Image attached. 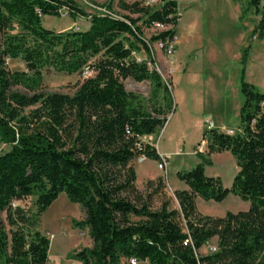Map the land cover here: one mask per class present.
I'll return each instance as SVG.
<instances>
[{
	"label": "trees",
	"instance_id": "16d2710c",
	"mask_svg": "<svg viewBox=\"0 0 264 264\" xmlns=\"http://www.w3.org/2000/svg\"><path fill=\"white\" fill-rule=\"evenodd\" d=\"M262 1L247 0L243 16L262 15ZM105 8L110 13L88 14L76 0H0V138L9 147L0 155V264L49 263L51 241L37 226L63 193L83 209L85 219L74 225L87 228L93 241L71 255L82 264H264V93L244 79L250 48L241 58L239 132H206L207 153L198 155L196 167L177 174L187 186L174 192L178 208L171 199L154 208L166 182L159 178L138 189L133 163L141 157L162 161L144 138L165 127L175 103L155 68L152 45L167 53L175 42L178 2L161 0L153 7L119 0L124 14L114 12L113 3ZM63 14L90 26L45 28V17ZM155 24L164 29L147 39L145 30ZM257 32L263 40L264 20ZM141 53L146 61L136 57ZM10 60H20L25 70H9ZM53 73L88 75L72 95L38 93L44 76ZM129 79L148 82L149 96L128 92ZM223 152L238 168L229 189L206 175L211 156ZM231 194L249 209L224 217L198 212L197 199L222 203ZM32 197L35 215L16 205ZM214 240L216 252L201 254Z\"/></svg>",
	"mask_w": 264,
	"mask_h": 264
},
{
	"label": "rangeland",
	"instance_id": "374dc122",
	"mask_svg": "<svg viewBox=\"0 0 264 264\" xmlns=\"http://www.w3.org/2000/svg\"><path fill=\"white\" fill-rule=\"evenodd\" d=\"M79 6L88 14L110 13L105 5L113 3L114 12L124 14L119 8V0H76ZM128 3L143 2L146 5L157 7L161 0H125ZM179 25L175 42L167 53L161 44H153L152 49L156 62V69L168 82L172 89L175 108L168 117L163 131L156 135V145L161 150L174 153L168 159L164 169L162 163L154 161L148 166V159L136 160L133 165L138 174V186L145 191L149 177L154 182L163 178L166 190L153 199V207L159 208L161 204L171 199L172 208H178L170 182H178L176 172H186L196 167L199 154L208 151L206 121L215 123L218 129L240 130V110L244 104L241 92L242 71L241 58L243 51L250 48L244 79L253 85L259 92L264 93V39L259 38L257 27L264 20V0L262 1V15L249 12L243 16L247 0H237L229 3L227 0H177ZM136 17V16H135ZM45 28L57 32L72 30H85L89 21L81 19L72 20L67 14L61 17H45ZM162 29L152 28L145 30V36L150 39ZM136 57L139 61H146L141 53ZM11 71H24L25 65L20 60L8 61ZM86 73L84 76H87ZM84 76L64 74H49L44 76L42 88L38 93H61L72 95L78 83ZM128 92L148 97L151 89L148 82L135 83L132 80L125 82ZM15 91L32 95L31 92L17 87ZM29 109L25 114H29ZM227 133V132H224ZM206 139L202 147V141ZM149 140V141H148ZM145 142L153 144L154 139ZM9 150L0 138V155ZM178 152V154L176 153ZM194 157L192 156V154ZM197 157V158H196ZM212 166L206 167V175L220 178L225 188H231L238 168L233 156L228 152L211 156ZM155 188V187H154ZM153 188V189H154ZM153 189L148 190L149 193ZM30 215L37 212L36 198L17 202ZM249 203L235 195H229L222 203L201 201L199 211L204 215L223 216L227 212H240L248 208ZM3 220L6 214L2 215ZM85 219L83 209L69 201L63 193L52 206L40 217L37 229L47 235L51 241L48 264H82L72 260L71 255L86 248L93 247V241L86 228H76L74 222ZM216 246L215 240L201 249V254H208L209 247ZM128 264V263H125Z\"/></svg>",
	"mask_w": 264,
	"mask_h": 264
},
{
	"label": "crops",
	"instance_id": "0c3cea01",
	"mask_svg": "<svg viewBox=\"0 0 264 264\" xmlns=\"http://www.w3.org/2000/svg\"><path fill=\"white\" fill-rule=\"evenodd\" d=\"M197 1H199V0H197ZM227 1H229V3H232L233 4V1L232 0H227ZM233 6H234V4H233ZM89 26H90V24H89ZM89 26L87 27V28H89ZM86 28V29H87ZM222 128H224V127H222ZM164 129V128H163ZM163 129L161 130V132L163 131ZM156 135L157 134H155V135H151V136H147V137H145L144 138V141H146L147 139H154V142H153V144H151V145H153V146H155L156 147V149H157V151H158V153H159V155L162 157V158H164V157H166L168 160V166H169V161H170V157L171 156H173V154L174 153H171V152H168V151H163V150H161V147L160 146H158V144L156 145ZM149 141V140H148ZM177 154H178V152H176ZM192 154V153H191ZM192 156L194 157V155L192 154ZM197 158V157H196ZM147 162L149 163L148 164V166L150 167L151 165H152V163L154 162V161H152V160H147ZM200 163V161H197V164H199ZM179 173V171H177L175 174H176V177H177V174ZM149 179H150V181H153L154 180V178H152V177H149ZM178 179V178H177ZM168 185H169V187L171 188V190H172V194L174 195V192L175 191H182V190H187V186L183 183V182H181L179 179H178V182L176 181V182H170V181H168ZM137 188L138 189H140L139 188V186H138V174H137ZM201 201H203L202 199H197V201H196V205H197V209H198V212L200 213V214H202V215H204L203 213H201L200 211H199V207H198V205L201 203ZM249 209V206H248V208L246 209V210H248ZM246 210H244V211H246ZM226 215V214H225ZM225 215H223V216H221V217H224ZM205 216H211V215H205ZM213 217H219V216H213ZM215 243H216V241H215ZM206 254V253H205Z\"/></svg>",
	"mask_w": 264,
	"mask_h": 264
},
{
	"label": "built area",
	"instance_id": "2783aa9c",
	"mask_svg": "<svg viewBox=\"0 0 264 264\" xmlns=\"http://www.w3.org/2000/svg\"><path fill=\"white\" fill-rule=\"evenodd\" d=\"M154 28H158V29H162V30L164 29V27H163L162 25H160V24H155V25H154ZM169 48H170V47H169ZM168 51H169V50H168ZM206 126H207V132H210V131L216 130V131H218V132H223V133H224V132H227V134L230 135V136L235 135V134H234V131L226 130L225 128L218 129V128L216 127L215 123L212 122V121H206ZM206 142H207L206 139H204V140L202 141V147L205 145ZM144 159H145V157H141V158H139L138 160H139V161H143ZM160 163H162V164L160 165V167H161L162 169H164V166H166V161L162 159V161H161ZM187 243H188V242H186L185 245H187ZM208 249H209V252H211V253L216 252V247H215V246H214V247H209ZM128 264H140V263H139L137 260L132 259V260H130V261L128 262Z\"/></svg>",
	"mask_w": 264,
	"mask_h": 264
}]
</instances>
